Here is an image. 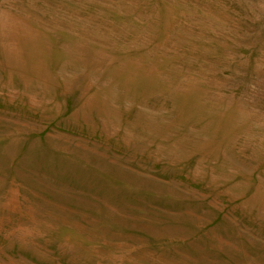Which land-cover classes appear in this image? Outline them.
I'll return each instance as SVG.
<instances>
[{"label": "rangeland", "instance_id": "374dc122", "mask_svg": "<svg viewBox=\"0 0 264 264\" xmlns=\"http://www.w3.org/2000/svg\"><path fill=\"white\" fill-rule=\"evenodd\" d=\"M0 264H264V0H0Z\"/></svg>", "mask_w": 264, "mask_h": 264}]
</instances>
